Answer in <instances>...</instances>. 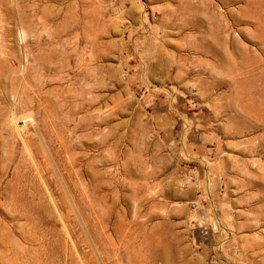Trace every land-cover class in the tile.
<instances>
[{
  "label": "rangeland",
  "instance_id": "rangeland-1",
  "mask_svg": "<svg viewBox=\"0 0 264 264\" xmlns=\"http://www.w3.org/2000/svg\"><path fill=\"white\" fill-rule=\"evenodd\" d=\"M0 264H264V0H0Z\"/></svg>",
  "mask_w": 264,
  "mask_h": 264
}]
</instances>
